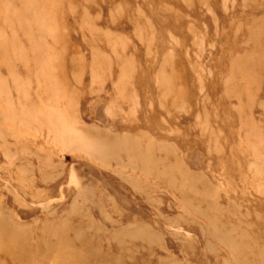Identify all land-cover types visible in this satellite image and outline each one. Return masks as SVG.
<instances>
[{
  "label": "rangeland",
  "instance_id": "1",
  "mask_svg": "<svg viewBox=\"0 0 264 264\" xmlns=\"http://www.w3.org/2000/svg\"><path fill=\"white\" fill-rule=\"evenodd\" d=\"M0 264H264V0H0Z\"/></svg>",
  "mask_w": 264,
  "mask_h": 264
}]
</instances>
